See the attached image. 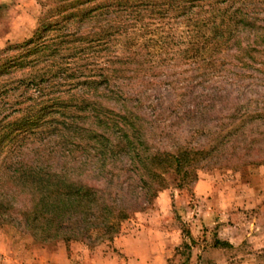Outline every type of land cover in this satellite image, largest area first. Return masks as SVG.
I'll list each match as a JSON object with an SVG mask.
<instances>
[{
    "label": "rangeland",
    "instance_id": "374dc122",
    "mask_svg": "<svg viewBox=\"0 0 264 264\" xmlns=\"http://www.w3.org/2000/svg\"><path fill=\"white\" fill-rule=\"evenodd\" d=\"M158 4L120 18L110 10L83 26L42 31L39 41V20L54 1L0 0V124L47 108L33 130L4 136L0 163L47 159L51 171L74 174L83 186L103 187L108 169L98 179L94 167L66 160L96 153L87 141L103 133L99 114L114 119L133 114L151 153H208L198 157L194 175L182 187L181 178L166 174L168 184L151 204L124 221L113 240L94 247L33 232L18 218L0 226V264H264V0L224 4L229 15L239 10L248 25L232 23L244 28L204 58L191 49L194 39L186 32L194 27L187 28L191 14L184 7L194 5V13L208 16V3ZM114 20L117 26L109 27ZM67 34L88 48L76 59L63 60L68 52L54 60L33 51L42 43L60 44ZM17 62L16 68L3 67ZM101 75L113 77L109 85L86 87L89 80L103 81ZM57 101L67 108L57 107ZM246 113L252 117L241 118ZM121 174L122 181L129 176ZM184 243L191 248L180 257Z\"/></svg>",
    "mask_w": 264,
    "mask_h": 264
},
{
    "label": "trees",
    "instance_id": "16d2710c",
    "mask_svg": "<svg viewBox=\"0 0 264 264\" xmlns=\"http://www.w3.org/2000/svg\"><path fill=\"white\" fill-rule=\"evenodd\" d=\"M52 1H54L52 9L46 11L39 20L40 29L37 33L39 41L43 38L42 31L47 33L55 31L57 27L83 26L86 22L91 23L98 17L109 15L110 10L120 18L127 13H134L132 11L136 9L149 11L150 8L153 10L162 6L158 4L160 0H138L136 2L140 4L134 6L131 0H106L91 8L78 9V6L92 0H87V2ZM195 1L188 0V3L194 4ZM198 1L208 3L211 12L208 16H202L201 12H193L194 5L185 6L184 10L191 14L187 28L194 27L186 33H191V38L194 39L191 49L194 50L196 56L212 57L218 49L221 50L226 46L227 41L238 28H244L248 23L239 10L229 15L228 9L222 8L224 4H230L232 7L234 0ZM113 22L114 24L109 27L117 26L116 20ZM232 23L244 27H231ZM72 37L70 34L64 35L62 39L64 41L60 44L42 43L34 47L33 51L36 54L47 52L48 56L54 60L62 57V52H68L63 60L76 59L74 57L77 54H84L88 48L77 46V44L81 45L84 40ZM100 40L95 39V42H100ZM29 43H34V40L32 39ZM63 43L69 45L64 47ZM88 43H93V40ZM75 45L76 47H72ZM42 58L40 57V60ZM17 64L18 62L16 64L7 63L3 67L5 70H10L16 68ZM64 72L66 73L67 69ZM101 76L104 78L103 81L89 80L85 83L86 87L97 90L105 82L109 85L113 78ZM55 105L61 109L67 108L59 101ZM86 108L88 109L89 106ZM46 109L45 107L33 115L31 113L25 115L22 119L5 126L0 124V149H5L3 138L8 133L19 132L27 127L33 130L34 124L39 121V114ZM244 117L252 116L246 113L241 118ZM256 118L258 120L263 116ZM96 119L97 125L103 128V133L90 136L87 141L88 149L93 147L96 153L88 154L84 159L72 157L66 160L70 165L80 164L75 166L78 168L94 167L93 170L99 172L96 175L98 179L108 169L107 184L103 187L83 186V184L74 182L76 178L74 174L51 171L48 168L47 159H36L33 161L35 163L18 158L5 159L0 163V226L11 224L18 218L33 232L37 230L42 235H51L66 243L79 241L89 247H94L100 242L113 240L120 233L124 221L143 212L147 205L151 204L158 193L166 188L168 184L166 174L173 172L176 177L181 178L179 186L182 187L189 177L194 175V164L198 157L208 156V153L183 149L174 153L149 152L143 137V128L138 126V119L131 113L120 119L108 118L106 115L99 114L96 115ZM82 131L84 132L85 129ZM86 132L96 133L92 130ZM124 159H127L124 165L126 170L122 168L116 172L118 165L123 164ZM121 173H128L129 176L122 181ZM218 244L220 241H215V246ZM190 248L191 245L184 243L177 250V254L185 257Z\"/></svg>",
    "mask_w": 264,
    "mask_h": 264
}]
</instances>
